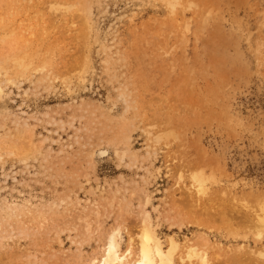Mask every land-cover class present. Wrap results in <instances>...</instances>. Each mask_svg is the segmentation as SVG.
<instances>
[{
  "label": "rangeland",
  "instance_id": "rangeland-1",
  "mask_svg": "<svg viewBox=\"0 0 264 264\" xmlns=\"http://www.w3.org/2000/svg\"><path fill=\"white\" fill-rule=\"evenodd\" d=\"M0 89V264H264V0H0Z\"/></svg>",
  "mask_w": 264,
  "mask_h": 264
},
{
  "label": "bare ground",
  "instance_id": "bare-ground-1",
  "mask_svg": "<svg viewBox=\"0 0 264 264\" xmlns=\"http://www.w3.org/2000/svg\"><path fill=\"white\" fill-rule=\"evenodd\" d=\"M2 90L0 89V94ZM98 154V153H97ZM107 155L106 151H100L98 156L103 158ZM144 227L141 234L138 237L137 250L134 255L131 254V249L122 253L120 248L119 230L115 229L109 235L103 255L99 264H175L174 252L177 248V243L174 239L170 238V247L168 250H164L162 241L156 235L153 227L150 226L149 213H143ZM260 230L257 237L261 239V235L264 234V216L259 219ZM264 258V253L261 255ZM182 264L192 263L196 260L200 264H207V259L204 255H201L195 247H188L185 253V257L181 258Z\"/></svg>",
  "mask_w": 264,
  "mask_h": 264
}]
</instances>
